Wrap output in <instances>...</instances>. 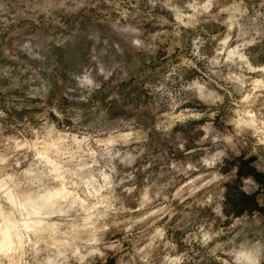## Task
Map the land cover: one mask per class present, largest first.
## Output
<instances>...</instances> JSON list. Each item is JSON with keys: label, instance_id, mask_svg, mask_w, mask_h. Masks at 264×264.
<instances>
[{"label": "rangeland", "instance_id": "obj_1", "mask_svg": "<svg viewBox=\"0 0 264 264\" xmlns=\"http://www.w3.org/2000/svg\"><path fill=\"white\" fill-rule=\"evenodd\" d=\"M0 264H264V0H0Z\"/></svg>", "mask_w": 264, "mask_h": 264}, {"label": "bare ground", "instance_id": "obj_2", "mask_svg": "<svg viewBox=\"0 0 264 264\" xmlns=\"http://www.w3.org/2000/svg\"><path fill=\"white\" fill-rule=\"evenodd\" d=\"M50 198V197H49Z\"/></svg>", "mask_w": 264, "mask_h": 264}]
</instances>
